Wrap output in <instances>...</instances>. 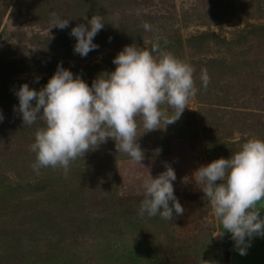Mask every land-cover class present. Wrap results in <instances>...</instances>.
<instances>
[{
	"label": "rangeland",
	"instance_id": "obj_1",
	"mask_svg": "<svg viewBox=\"0 0 264 264\" xmlns=\"http://www.w3.org/2000/svg\"><path fill=\"white\" fill-rule=\"evenodd\" d=\"M92 15L104 27L82 57L70 33ZM55 17L68 26L52 27ZM127 30L149 49L166 35L161 48L195 68V97L164 129L144 132L137 118L141 164L109 138L65 175L32 168L30 145L43 120L23 125L19 100L0 96V264H226L228 232L213 236L222 226L193 173L230 158L252 135L264 139V0H0V68L12 66L6 75L16 88H42L58 65L86 69L78 75L91 86L115 69L110 61L128 45ZM166 165L185 211L173 210L172 220L141 216L143 181Z\"/></svg>",
	"mask_w": 264,
	"mask_h": 264
},
{
	"label": "clouds",
	"instance_id": "obj_2",
	"mask_svg": "<svg viewBox=\"0 0 264 264\" xmlns=\"http://www.w3.org/2000/svg\"><path fill=\"white\" fill-rule=\"evenodd\" d=\"M68 22L67 18L55 17L52 27L62 30ZM87 23L88 27L78 24L70 33L76 39L74 52L82 57L98 47L93 40L104 27L100 15H92ZM143 28L152 31L148 22ZM113 63L115 69L100 73L91 86L60 65L38 91L26 83L20 85L16 110L23 125L43 120L30 145L35 153L34 170L62 169L67 175L72 162L109 138L117 151L141 164L144 151L137 142L141 136L137 135V118H142L144 132L164 129L181 117L198 91L195 68L162 49L159 39L152 42L150 49L135 44L124 46ZM201 81L207 87L210 77L206 70H202ZM168 109L172 110L171 115ZM193 174L222 226V231L213 236L223 237L227 231L239 254L245 255L251 238L264 236V216L257 207L264 203V139L252 135L230 158L214 159ZM175 179V172L168 165L155 177L148 172L143 181L141 216L159 214L162 219L172 220L173 210L183 215L185 210L174 195Z\"/></svg>",
	"mask_w": 264,
	"mask_h": 264
},
{
	"label": "crops",
	"instance_id": "obj_3",
	"mask_svg": "<svg viewBox=\"0 0 264 264\" xmlns=\"http://www.w3.org/2000/svg\"><path fill=\"white\" fill-rule=\"evenodd\" d=\"M260 214L264 216V203H258ZM226 264H264V236H254L245 255H240L235 247V242L228 237V255Z\"/></svg>",
	"mask_w": 264,
	"mask_h": 264
},
{
	"label": "trees",
	"instance_id": "obj_4",
	"mask_svg": "<svg viewBox=\"0 0 264 264\" xmlns=\"http://www.w3.org/2000/svg\"><path fill=\"white\" fill-rule=\"evenodd\" d=\"M145 22V21H144ZM125 26V25H124ZM114 30V29H113ZM113 30H110L111 32L113 31ZM120 30V29H119ZM128 32H125L124 33V35H125V37L123 36V39L124 40H126L125 42H124V44L126 43V44H136V42L138 41V39H137V34H136V31L135 30H133V31H130V30H127ZM114 32V31H113ZM166 36V35H165ZM165 36H162L159 40H160V44H162L163 43V41L165 40ZM210 37V35H209V33L208 34H204V35H201V36H196V37H193V38H191V41H195L196 43H201L203 40H204V38H209ZM230 42V41H229ZM229 42H227V43H229ZM110 64L111 65H114L115 66V64L113 63V61H110ZM13 68H12V66H9V67H5V68H0V96L1 97H10V98H14L16 101L18 100V96L15 94L16 93V91L19 89V88H16L15 86H13V85H11V81H10V79H9V77L6 75L7 73H8V71L9 70H12ZM67 69V68H66ZM70 70H71V72L76 76V75H78L79 74V72L78 71H80V72H83V71H86V69H78V68H69ZM89 69H91V68H87V70H89ZM38 85H35V86H31L30 88H32V89H34V90H37L38 89V87H37ZM4 88H8L9 90H10V92H4ZM8 90V91H9ZM39 90V89H38ZM15 92V93H14ZM33 103H35L34 101H33ZM1 193H4V195L6 194L7 195V193L6 192H1ZM5 197V196H4ZM229 234L230 233H228V236H227V243H228V237H229Z\"/></svg>",
	"mask_w": 264,
	"mask_h": 264
}]
</instances>
